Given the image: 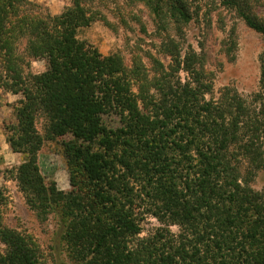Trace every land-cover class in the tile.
I'll return each instance as SVG.
<instances>
[{"label": "trees", "instance_id": "1", "mask_svg": "<svg viewBox=\"0 0 264 264\" xmlns=\"http://www.w3.org/2000/svg\"><path fill=\"white\" fill-rule=\"evenodd\" d=\"M139 1L178 31L192 19V0ZM224 3L264 35L243 1ZM91 20L82 0L59 15L0 0L3 86L23 96L7 140L24 156L15 179L27 205L41 220L56 217L72 264H264V191L251 185L264 168V55L255 100L227 89L209 99L196 53L183 56L172 37L164 46L172 63L144 72L138 92L118 55L78 38ZM32 60L47 69L26 72ZM69 134L63 155L74 187L65 191L46 182L39 152ZM139 199L179 232L137 239ZM0 238L8 246L0 264H38L36 247L2 226L1 207Z\"/></svg>", "mask_w": 264, "mask_h": 264}, {"label": "rangeland", "instance_id": "2", "mask_svg": "<svg viewBox=\"0 0 264 264\" xmlns=\"http://www.w3.org/2000/svg\"><path fill=\"white\" fill-rule=\"evenodd\" d=\"M43 12L59 15L74 0H31ZM248 12L264 23V0H241ZM92 20L79 28L77 36L99 49L103 55H118L127 73L133 78L132 87L140 91L139 78L144 72L158 73L160 65L172 63L166 49L169 38L180 44L184 56L191 49L196 53L198 65L205 72L204 80L211 82L209 99H218L227 89V95L237 90L249 102L261 91V66L264 55V35L249 27L238 11L224 0H192V19L178 31L168 19L165 25L158 21L152 9L139 0H82ZM165 26V29L162 27ZM157 61H160L159 65ZM47 69L46 60H32L26 72L41 73ZM141 69L140 72H138ZM0 68V207L2 226L21 233L37 249L38 264H72L64 244L59 239L55 216L41 220L27 205L16 176V167L24 156L14 152L7 138L10 128L17 123L15 107L22 94L4 87L5 74ZM184 79L185 71L180 72ZM231 92H229V91ZM258 94V93H257ZM263 100V99H260ZM44 117L37 127L44 135ZM72 138L69 134L54 140H45L39 152V165L46 182L58 189L69 191L74 186L63 155V143ZM78 181V185H80ZM253 188L264 191V168L256 172ZM149 201L139 199L137 217L142 232L137 237L147 238L165 229L177 234L179 228L160 221L153 214ZM168 225V226H167ZM137 239L135 242H137ZM0 238V254L7 250Z\"/></svg>", "mask_w": 264, "mask_h": 264}]
</instances>
